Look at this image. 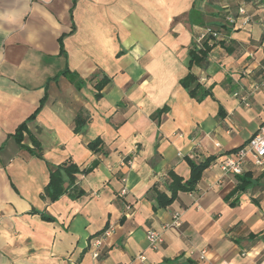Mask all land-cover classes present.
<instances>
[{
  "label": "crops",
  "instance_id": "crops-1",
  "mask_svg": "<svg viewBox=\"0 0 264 264\" xmlns=\"http://www.w3.org/2000/svg\"><path fill=\"white\" fill-rule=\"evenodd\" d=\"M204 27L221 40L188 69ZM188 71L210 96L188 95ZM262 122L264 0H0V264H264V170L248 159L239 175L251 183L236 191L239 175L217 164ZM207 157L194 189L159 207L153 187L169 194L170 171L186 179L187 158ZM69 161H95L75 174L84 193L42 199L49 165ZM176 212L181 225L164 228ZM200 248L205 260L188 255Z\"/></svg>",
  "mask_w": 264,
  "mask_h": 264
},
{
  "label": "trees",
  "instance_id": "trees-1",
  "mask_svg": "<svg viewBox=\"0 0 264 264\" xmlns=\"http://www.w3.org/2000/svg\"><path fill=\"white\" fill-rule=\"evenodd\" d=\"M213 31H217L212 29ZM220 40H215L211 34H208L205 37L200 45H196L195 42L191 44V47L188 51V69L191 68L192 65H200L202 64L211 49V47L215 43H219ZM64 75L69 79L73 85L79 89L85 82L86 79H82L76 74L75 72H70L69 70L65 69L62 71ZM94 76L90 77L92 79ZM109 79L106 76H102L101 79L97 80L95 83V97H100V91L106 85ZM180 85L187 91L188 95L191 98H194L196 101H201L205 97L211 95L210 88L204 87L198 80V78L188 71V73L179 80ZM34 113L28 119L34 117ZM85 122V119L82 118L81 113H78L75 118V126L74 131L79 130L81 125ZM26 128V121L20 123L15 131L13 132L12 136L14 140L21 145V141L23 139V131ZM34 145L36 146V142L33 140ZM87 148L90 149L92 152L97 153L102 151V141L100 138H95L87 143ZM38 156L40 153L37 154ZM213 157H207L206 159L195 162L189 158H187V163L189 165V176L186 179H183L173 171L168 173L169 181L166 184V190L169 194H166L163 191L158 190L156 186L153 187L154 189V198L157 202L159 207H165L169 205L172 201L175 200L176 195L179 191L189 192L192 191L200 179L202 172L209 166V163ZM95 165V161H93L90 166L79 169V167L73 162H63L57 165H49V179L47 184L44 186L43 191L40 194L42 199H48L49 201L56 200L62 194L67 193L71 197H78L81 196L84 191L78 186L75 179L76 173H88L91 171L93 166ZM238 183L236 184L235 190H244L248 185H250L251 181L246 179V177L238 176Z\"/></svg>",
  "mask_w": 264,
  "mask_h": 264
},
{
  "label": "built area",
  "instance_id": "built-area-1",
  "mask_svg": "<svg viewBox=\"0 0 264 264\" xmlns=\"http://www.w3.org/2000/svg\"><path fill=\"white\" fill-rule=\"evenodd\" d=\"M239 13H243V8H239ZM230 22H234L231 17H229ZM208 34H211L212 37L215 40H221V32L220 31H213L209 27H204L199 32V34L195 37V44L200 45L201 41L207 37ZM257 88V86H254ZM234 95H237V93H234ZM242 101L247 105L246 97L241 98ZM218 145V144H216ZM250 159L251 162L260 168L261 170H264V122H262L255 132L249 136V138L238 148L235 150L224 154L223 156H220L218 158L217 164L219 168L223 172H231L234 175H239L243 173L244 170V164L246 161ZM181 225L180 220V213L176 212L174 213L172 220L170 223L165 224L164 228H168L169 226H176L179 227ZM113 230V225L109 224L100 235H98L94 240L91 242V254L93 257H97L99 254V247L102 244L103 239ZM146 239L148 242V247L150 249H156L157 246L162 241V234L159 231H155L152 229H149L145 233ZM205 254H206V248H200L198 250H190L188 251L189 256L197 255L199 260H205ZM138 258H142V256H139ZM218 264H229L225 262H221Z\"/></svg>",
  "mask_w": 264,
  "mask_h": 264
}]
</instances>
